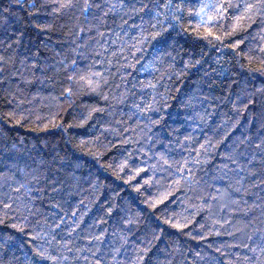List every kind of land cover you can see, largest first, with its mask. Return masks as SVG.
I'll list each match as a JSON object with an SVG mask.
<instances>
[{"label": "trees", "instance_id": "trees-1", "mask_svg": "<svg viewBox=\"0 0 264 264\" xmlns=\"http://www.w3.org/2000/svg\"><path fill=\"white\" fill-rule=\"evenodd\" d=\"M0 264H264V0H0Z\"/></svg>", "mask_w": 264, "mask_h": 264}]
</instances>
